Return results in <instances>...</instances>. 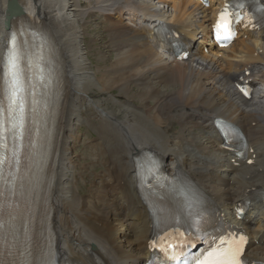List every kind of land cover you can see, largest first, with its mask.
<instances>
[{"label":"bare ground","instance_id":"obj_1","mask_svg":"<svg viewBox=\"0 0 264 264\" xmlns=\"http://www.w3.org/2000/svg\"><path fill=\"white\" fill-rule=\"evenodd\" d=\"M85 3L87 9L73 0H20L27 16L12 22L19 35L12 54L33 75L23 79L33 91L26 97L32 117H26L31 136L23 166L19 163L11 187L8 180L0 183V264H143L153 208H166L170 218L176 210L190 218L201 214L204 197L185 195L191 183L246 230V257L264 264V198L252 201L243 220L236 218V205L249 191L264 194V31L258 44L238 40L223 51L205 40V49L176 62L162 53L153 26L169 21L198 40L210 33L219 7L205 9L197 0ZM8 4L0 0V99L5 103ZM97 11H104L108 33L100 59L85 46ZM112 15L120 21L113 22ZM246 70L252 71L246 78L262 87L249 101L234 85ZM93 88L111 94L118 113L94 102L88 96ZM217 118L244 133L245 160L221 148ZM84 122L97 136L84 154L105 169L99 182L82 179L90 186L82 195L79 179L85 174L78 172L72 151ZM59 130L56 178L48 189ZM152 156L159 158L162 173L182 176L180 185L166 182L164 190L155 184L148 191L163 196L156 206L146 202L144 190L145 165ZM249 160L254 163L248 165Z\"/></svg>","mask_w":264,"mask_h":264},{"label":"rangeland","instance_id":"obj_2","mask_svg":"<svg viewBox=\"0 0 264 264\" xmlns=\"http://www.w3.org/2000/svg\"><path fill=\"white\" fill-rule=\"evenodd\" d=\"M76 2H80L83 5L84 9H87V6H85V0H73ZM98 12V17H92V22L90 24V27L87 31V35H92L91 38H87V42H85V46L88 49V51H90V48H92V52L94 54V57L97 59L101 58V54L98 53V50H100V48H102L101 50L104 49V46L106 45V42L108 41V33L106 32L105 28L107 26V24L105 23V18L103 17V12L99 13ZM98 18V19H97ZM120 16L119 15H112V21L113 22H118L120 21ZM105 39V40H104ZM99 47V48H98ZM99 58H98V57ZM115 59V58H114ZM93 66V73L97 72V66L96 64L93 62L92 63ZM94 102H100L103 105V110H107V111H114L116 113H118L119 111V107L117 105H115V101L113 100L111 94H109L108 92H101L99 91L97 88H93L90 91V94L88 95ZM110 101V102H109ZM114 101V102H112ZM86 118L90 119L91 114L85 113L84 114ZM95 124H99L98 122H96ZM78 137L80 138V140L78 142H76L74 144V148H73V156L75 161H77L79 163L78 166V172L79 173H84L85 175L79 179L78 182L81 185V189H80V193L82 195H84V193L86 194L88 192V190L86 188L90 187L87 186L86 187V183L83 181H87V179L89 178L88 176H91L93 178H95L98 182L100 181L99 177L103 174L105 167L102 166L100 163L97 162L96 157H87L86 150L87 147L90 144H94L93 143V138L97 139L96 136V131L90 128L89 124L87 122H84L83 125H80L78 128ZM105 158L109 159L110 156L109 155H105ZM94 160V162H92L91 160ZM88 177V178H87ZM83 179V180H82ZM94 181V179H92ZM84 182V183H83ZM91 182V180H90ZM92 247V246H89Z\"/></svg>","mask_w":264,"mask_h":264},{"label":"snow or ice","instance_id":"obj_3","mask_svg":"<svg viewBox=\"0 0 264 264\" xmlns=\"http://www.w3.org/2000/svg\"><path fill=\"white\" fill-rule=\"evenodd\" d=\"M228 28V22L225 20L224 16H221L220 22L217 24V29H223L225 33H227ZM198 264H240V262L236 259L226 258L219 249H216L207 253L206 258L203 261L198 262Z\"/></svg>","mask_w":264,"mask_h":264},{"label":"water","instance_id":"obj_4","mask_svg":"<svg viewBox=\"0 0 264 264\" xmlns=\"http://www.w3.org/2000/svg\"><path fill=\"white\" fill-rule=\"evenodd\" d=\"M27 16L26 11L20 4V0H9L8 11H7V27L9 31H13L15 38L18 41L19 35L13 29L12 22L16 19H24ZM55 174H53L52 179H55Z\"/></svg>","mask_w":264,"mask_h":264}]
</instances>
